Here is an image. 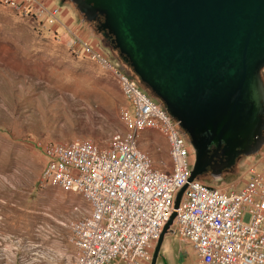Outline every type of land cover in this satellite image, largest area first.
Wrapping results in <instances>:
<instances>
[{
  "label": "rangeland",
  "instance_id": "374dc122",
  "mask_svg": "<svg viewBox=\"0 0 264 264\" xmlns=\"http://www.w3.org/2000/svg\"><path fill=\"white\" fill-rule=\"evenodd\" d=\"M41 4L47 6L37 0L35 9L24 10L0 0V194L7 198V212L0 217V264H63L77 253L65 224L76 218L73 205L86 207L87 202L77 192L43 183L47 161L42 145L91 140L106 146L114 133L127 131L121 112L130 104L113 71L77 51L71 31L37 12ZM58 4L69 6L87 25L109 51L112 66L146 89L94 22L71 0ZM157 150L164 153L162 144ZM263 168L264 145L258 153L240 157L220 180L211 172L202 180L235 190L245 185L251 169ZM50 252L59 260L51 262ZM156 264L199 261L191 244L170 232Z\"/></svg>",
  "mask_w": 264,
  "mask_h": 264
},
{
  "label": "built area",
  "instance_id": "2783aa9c",
  "mask_svg": "<svg viewBox=\"0 0 264 264\" xmlns=\"http://www.w3.org/2000/svg\"><path fill=\"white\" fill-rule=\"evenodd\" d=\"M8 3L28 10L37 0ZM37 10L58 22V7L41 4ZM71 34L77 51L113 71L130 107L121 112L127 131L114 133L106 146L91 140L42 145L43 183L77 192L87 202L73 205L76 218L65 224L77 253L63 264H151L174 212L171 232L191 244L199 264H264V168L251 169L235 190L198 177L190 181L195 156L178 121L135 78L112 66L80 34ZM148 129L168 140L169 162L162 167L140 146Z\"/></svg>",
  "mask_w": 264,
  "mask_h": 264
},
{
  "label": "water",
  "instance_id": "95a60500",
  "mask_svg": "<svg viewBox=\"0 0 264 264\" xmlns=\"http://www.w3.org/2000/svg\"><path fill=\"white\" fill-rule=\"evenodd\" d=\"M71 1L87 21L103 17L100 26L113 48L187 134L195 156L190 181L209 169L220 180L240 156L261 150L264 0ZM176 215L165 225L151 264Z\"/></svg>",
  "mask_w": 264,
  "mask_h": 264
},
{
  "label": "crops",
  "instance_id": "0c3cea01",
  "mask_svg": "<svg viewBox=\"0 0 264 264\" xmlns=\"http://www.w3.org/2000/svg\"><path fill=\"white\" fill-rule=\"evenodd\" d=\"M18 1H22V0H18ZM43 1L49 7L59 8L58 22H61L62 24L61 28L64 31L65 29H68L69 31H71V33L76 32L77 34H80L91 44V46L96 52L101 54L103 57L107 58V56L109 55V51L104 46L101 45L100 41L95 36H92L91 31L84 22L78 21L76 19V15L74 14V11L69 6H65V7L60 6L58 4V0H43ZM97 49H99L100 51H98ZM87 56L89 55L87 54ZM89 58L91 57L89 56ZM98 63L102 64V66H105L100 61H98ZM159 144H162V146L164 147V153L158 152L157 146ZM140 146L152 157L157 167H162L165 165V163L169 162V155L167 153L169 145L167 139L162 135L161 131L153 130V129L144 131L141 135ZM6 200L7 198H5L4 195L0 194V217H3L7 212ZM67 246H69L68 240L66 242V248ZM55 252H50L51 262L59 260L58 255ZM25 262L26 261H23V263ZM57 263L58 262H55V264Z\"/></svg>",
  "mask_w": 264,
  "mask_h": 264
},
{
  "label": "flooded vegetation",
  "instance_id": "af4514ba",
  "mask_svg": "<svg viewBox=\"0 0 264 264\" xmlns=\"http://www.w3.org/2000/svg\"><path fill=\"white\" fill-rule=\"evenodd\" d=\"M100 20H103V17H98L95 21H93L94 23H95V26H96V29L98 30V31H100V32H104V30H102V28H101V26H100ZM105 37V39H107V38H109V39H111V37L110 36H104ZM182 130V129H181ZM185 134V133H184ZM185 135H187V134H185ZM214 153V148H212V151H211V154H213ZM242 156H244V155H242ZM242 156H240V157H242ZM239 157V158H240ZM221 158H222V155H219V156H215V160H217L218 162H221ZM238 158V159H239ZM238 159H237V161H238ZM235 166V165H234ZM233 166V167H234ZM231 168H229V169H225L223 172H226V171H228V170H230ZM207 172H211V169H209V171H207Z\"/></svg>",
  "mask_w": 264,
  "mask_h": 264
},
{
  "label": "trees",
  "instance_id": "16d2710c",
  "mask_svg": "<svg viewBox=\"0 0 264 264\" xmlns=\"http://www.w3.org/2000/svg\"><path fill=\"white\" fill-rule=\"evenodd\" d=\"M94 21H95V20H94ZM90 22H93V21H90ZM101 33L103 34V36H105V35H104V32H101ZM107 40L110 41V43L112 44L111 39L107 38ZM234 168H235V166L232 167V168H231L230 170H228V171H233ZM228 171H226V172H228ZM208 174H209V172H205V173L199 175L198 178L202 180V178L205 177V176L208 175Z\"/></svg>",
  "mask_w": 264,
  "mask_h": 264
}]
</instances>
